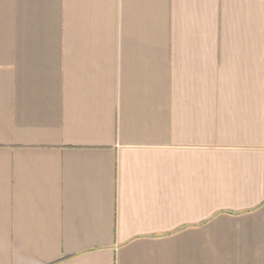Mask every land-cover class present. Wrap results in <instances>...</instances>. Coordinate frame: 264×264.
Wrapping results in <instances>:
<instances>
[{
	"label": "crops",
	"instance_id": "1",
	"mask_svg": "<svg viewBox=\"0 0 264 264\" xmlns=\"http://www.w3.org/2000/svg\"><path fill=\"white\" fill-rule=\"evenodd\" d=\"M0 264H264V0H0Z\"/></svg>",
	"mask_w": 264,
	"mask_h": 264
},
{
	"label": "trees",
	"instance_id": "2",
	"mask_svg": "<svg viewBox=\"0 0 264 264\" xmlns=\"http://www.w3.org/2000/svg\"><path fill=\"white\" fill-rule=\"evenodd\" d=\"M183 228H185V227H183ZM182 229V228H181Z\"/></svg>",
	"mask_w": 264,
	"mask_h": 264
}]
</instances>
